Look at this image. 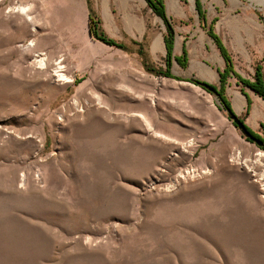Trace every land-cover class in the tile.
<instances>
[{
    "label": "rangeland",
    "instance_id": "374dc122",
    "mask_svg": "<svg viewBox=\"0 0 264 264\" xmlns=\"http://www.w3.org/2000/svg\"><path fill=\"white\" fill-rule=\"evenodd\" d=\"M263 1L164 0L166 76L168 28L147 0H0V264H264V98L239 80L264 75ZM246 14L262 33L224 44L223 94L261 143L199 83L224 70L209 29L230 45L226 17Z\"/></svg>",
    "mask_w": 264,
    "mask_h": 264
},
{
    "label": "trees",
    "instance_id": "16d2710c",
    "mask_svg": "<svg viewBox=\"0 0 264 264\" xmlns=\"http://www.w3.org/2000/svg\"><path fill=\"white\" fill-rule=\"evenodd\" d=\"M147 2L149 4V6L152 8L153 12L164 20V22L168 28V34L166 36V48H167L166 62L168 65V69L165 70V72L163 71V75L171 76L172 74H171L170 68L172 65L171 60H172L173 51H174V38H175L174 28H173V25L170 22V19L167 15L164 0H147ZM197 7H198L199 13L202 15L199 3H197ZM95 21L96 20L91 17V29H92L93 34L98 39H100V40H102L105 43L110 44V45L124 47L120 43L116 42L114 39L109 38L104 33L100 32L98 29V23L99 22H97V21L95 22ZM209 35L214 39V41L217 44L222 56L224 57V59L226 61V67L224 68V70L222 72H220V85H219V87L214 85V84L208 83V82H199V83L202 84L208 90H211L214 93H216L220 97L221 102L223 103V105L225 106V108L227 110L232 109L229 101L227 100L226 97H224L223 93L226 89L228 78L231 75H236L234 72L233 62H232V59L228 53L227 48L225 47V45L222 41V39L211 28L209 29ZM186 55H187L186 50L184 49L183 57H186ZM178 59H179V62L181 63L182 58L181 59L178 58ZM183 64H185V62ZM239 80L243 83L244 86L250 87L259 96L264 98V75L262 72V68L260 66H258L256 69L255 79L253 81L244 80L240 77H239ZM247 98H248L247 112H249L250 107H251V101L249 100V96H247ZM247 129L253 134V132L248 127H247ZM253 135L255 136V134H253Z\"/></svg>",
    "mask_w": 264,
    "mask_h": 264
},
{
    "label": "crops",
    "instance_id": "0c3cea01",
    "mask_svg": "<svg viewBox=\"0 0 264 264\" xmlns=\"http://www.w3.org/2000/svg\"><path fill=\"white\" fill-rule=\"evenodd\" d=\"M231 5H237V0H227ZM263 1V0H261ZM151 8V7H150ZM264 19V18H263ZM226 25V30L223 31L224 35H230L234 38V41H231L230 45L225 41L226 38L223 39L226 47L233 51L242 52L248 49V45L253 42L252 36L258 37L259 34L262 33L263 26L256 17L251 16L250 14H246L244 16L239 17H226V21L224 23ZM264 25V23H263ZM245 41V42H244ZM254 43V42H253ZM248 44V45H247ZM220 65V70H223L226 67V62L224 60H218ZM197 69L199 71H203L207 76L213 78L212 81L219 80V75L216 73L213 76L208 73L206 70L207 67L203 65L202 62H198ZM196 67H192L196 69Z\"/></svg>",
    "mask_w": 264,
    "mask_h": 264
},
{
    "label": "bare ground",
    "instance_id": "6f19581e",
    "mask_svg": "<svg viewBox=\"0 0 264 264\" xmlns=\"http://www.w3.org/2000/svg\"><path fill=\"white\" fill-rule=\"evenodd\" d=\"M263 3H264V1H263ZM170 4H171V6H175V5L177 4V0H171ZM18 10L21 11V12L27 13V9H26L25 7H19ZM30 18H31V17H29V16L27 15V19H30ZM163 42H164V40H163V38L160 36L158 39L155 40V42H154V48L157 49V50L160 49V48L162 47V45H163ZM33 45H35V41H34V40H32V42L30 43V46H33ZM177 47L180 49V47H181L180 42H178ZM36 59H37V63H38V65H39L38 68H41V69L46 68V69H48L49 66H48V63H47V58H46V56H42L41 54H39V55H37V58H36ZM194 66H195V67L197 66V64H196L195 62H194ZM48 70H49V69H48ZM206 70H207L208 73H210L212 76H213L214 74H216V73H214L213 71H211L209 68H207ZM199 74H200V77H202V78L211 79V77L207 76L206 73L203 72V71H201V70H200V73H199ZM53 75L58 76V77L60 78V80H65L66 82L71 81V79H69V77L65 74L64 69H63V66H62L61 63H59V64L56 66ZM82 87H83V86L79 87L78 91H81ZM75 102H76V101H75ZM244 103H245V97H244L241 93H239V92H235V95H234V104H235V107H236L238 110H240V109L243 107V104H244ZM258 114H259L258 111L255 109V111H254V116L257 117ZM256 154H257V158L254 159V164H255V165L259 164V162L262 160V157H264V152H263V151H258ZM236 158L240 160L241 156L238 154V155L236 156ZM242 160H244V159H242ZM243 162H245V160H244ZM245 163H246V162H245ZM260 163H261V162H260ZM246 164H247V163H246ZM252 167H253V166H252ZM252 170H253V169H252ZM261 177H264V170H263V172H262V174H261Z\"/></svg>",
    "mask_w": 264,
    "mask_h": 264
},
{
    "label": "water",
    "instance_id": "95a60500",
    "mask_svg": "<svg viewBox=\"0 0 264 264\" xmlns=\"http://www.w3.org/2000/svg\"><path fill=\"white\" fill-rule=\"evenodd\" d=\"M229 116L234 120L236 125L240 128L241 132L251 140L256 141L257 143H261V140L258 139L256 136H254L248 129L245 124V122L242 121V119L238 116V114L233 111L232 109L227 110Z\"/></svg>",
    "mask_w": 264,
    "mask_h": 264
}]
</instances>
